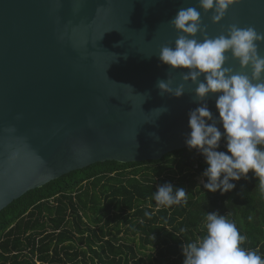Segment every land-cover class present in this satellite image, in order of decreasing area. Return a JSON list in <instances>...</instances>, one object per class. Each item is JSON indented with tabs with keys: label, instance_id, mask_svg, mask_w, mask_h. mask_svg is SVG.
I'll return each mask as SVG.
<instances>
[{
	"label": "water",
	"instance_id": "obj_1",
	"mask_svg": "<svg viewBox=\"0 0 264 264\" xmlns=\"http://www.w3.org/2000/svg\"><path fill=\"white\" fill-rule=\"evenodd\" d=\"M187 7L198 0H0V212L93 164L158 161L189 148L196 86L189 81L179 98L156 87L169 77L175 87L188 71L158 59L178 35L169 21ZM198 11L210 38L232 23L264 33V0H233L217 23L211 10ZM259 49L264 55V43ZM225 66L251 75L238 60ZM218 95L203 101L217 118Z\"/></svg>",
	"mask_w": 264,
	"mask_h": 264
},
{
	"label": "trees",
	"instance_id": "obj_2",
	"mask_svg": "<svg viewBox=\"0 0 264 264\" xmlns=\"http://www.w3.org/2000/svg\"><path fill=\"white\" fill-rule=\"evenodd\" d=\"M221 141L218 150L227 152L223 136ZM183 153L190 155L184 165H198L195 170L202 174L207 165L201 163L205 158L200 151L172 152ZM160 161L96 163L13 201L0 212V264H183L181 245L205 234L204 216L194 209L177 223L167 211L147 207L157 206L156 177L165 169ZM145 164L150 166L140 168ZM231 182L236 187L212 205L231 213L228 220L244 237L241 247L264 259L259 178L249 171L247 179ZM132 209L136 212L128 214ZM100 223L104 226L96 228Z\"/></svg>",
	"mask_w": 264,
	"mask_h": 264
},
{
	"label": "clouds",
	"instance_id": "obj_3",
	"mask_svg": "<svg viewBox=\"0 0 264 264\" xmlns=\"http://www.w3.org/2000/svg\"><path fill=\"white\" fill-rule=\"evenodd\" d=\"M232 3L233 0H198V8L205 13L211 10V20L217 23ZM198 8L177 11L169 21L178 33L174 45L162 46L158 55L160 62L171 70L188 69L181 71L182 83L173 87V79L169 77L158 80L156 87L160 94L179 98L185 94L189 81L196 86L194 95L199 106L188 113L191 131L185 143L190 149H198L205 158L207 167L202 175L207 178L203 184L207 192L219 191L224 195L236 187L231 181L247 179L252 171L264 193V55L259 49V44L264 43V33L252 26L242 28L232 23L225 33L210 38ZM197 34L202 39H197ZM230 58L238 60L241 69L250 68L251 75L226 67ZM210 93H219L215 102L218 118L203 102ZM168 110L163 106L154 111L159 116ZM218 124H222L223 133ZM222 136L227 152L218 150ZM186 195L185 188L165 183L157 188L153 199L158 205L172 206ZM145 216L150 217V213L145 212ZM204 228L202 237L181 245L183 264H264L255 250L241 247L244 237L225 215L205 213Z\"/></svg>",
	"mask_w": 264,
	"mask_h": 264
},
{
	"label": "flooded vegetation",
	"instance_id": "obj_4",
	"mask_svg": "<svg viewBox=\"0 0 264 264\" xmlns=\"http://www.w3.org/2000/svg\"><path fill=\"white\" fill-rule=\"evenodd\" d=\"M166 158L165 156L160 159V166L164 167L162 174L159 177H156L157 188L165 183H170L173 187L184 186L186 190V198L182 200L179 204H175L172 206H163L158 205L153 208L151 203L147 204L148 208L154 209L155 212L158 211H167L170 217H175L177 223H182L186 220L189 213L194 209L202 210L201 215L205 217V213L210 212H218L220 215H225L228 219L231 216V213L227 210L222 211L221 208H215L212 205V201L215 198H219L221 196L220 192L217 191L215 193L207 192L203 184L207 182V178L202 174H199L197 170H195L198 165H194L195 169H192L184 164L189 163L187 153L183 154H172L169 153ZM194 157H199L198 154H193ZM164 158V159H163ZM198 159V158H197ZM199 160H197L198 162ZM201 163L206 164L204 160ZM150 164L141 165L140 168L149 167ZM182 169H179L180 167ZM132 169H129L131 171ZM201 180V182H200ZM228 194V192H227ZM136 211L133 209L128 212V214H132ZM104 224L100 223L96 225V228L103 227ZM115 231V230H114ZM125 232L121 233V236H124ZM183 232H180L179 235H182Z\"/></svg>",
	"mask_w": 264,
	"mask_h": 264
},
{
	"label": "rangeland",
	"instance_id": "obj_5",
	"mask_svg": "<svg viewBox=\"0 0 264 264\" xmlns=\"http://www.w3.org/2000/svg\"><path fill=\"white\" fill-rule=\"evenodd\" d=\"M200 182H201V180H200Z\"/></svg>",
	"mask_w": 264,
	"mask_h": 264
}]
</instances>
